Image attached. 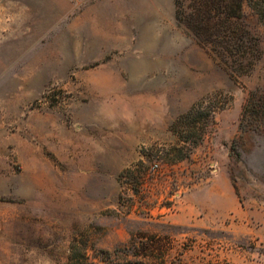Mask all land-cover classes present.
Instances as JSON below:
<instances>
[{
  "label": "rangeland",
  "instance_id": "obj_1",
  "mask_svg": "<svg viewBox=\"0 0 264 264\" xmlns=\"http://www.w3.org/2000/svg\"><path fill=\"white\" fill-rule=\"evenodd\" d=\"M176 10L0 0V264H69L75 242L94 264H140L150 237L151 264H264V121L244 117L264 25L245 8L259 53L233 78ZM217 94L215 125L173 159L172 123Z\"/></svg>",
  "mask_w": 264,
  "mask_h": 264
},
{
  "label": "trees",
  "instance_id": "obj_2",
  "mask_svg": "<svg viewBox=\"0 0 264 264\" xmlns=\"http://www.w3.org/2000/svg\"><path fill=\"white\" fill-rule=\"evenodd\" d=\"M175 5L178 22L191 33L196 42L202 47L211 48L223 58L231 59L236 64L231 73L233 78L235 74H243L245 67L251 63L250 58L259 53L257 38L244 24L245 8L249 7L253 15L264 25V0H175ZM226 105L221 95H211L196 103L190 111L172 123L170 131L181 143L180 146L171 148L173 159L179 161L189 157L192 148L200 144L208 130L215 125L216 114ZM247 113L248 123L251 125L253 123L259 125L264 121V93L250 94L244 108V117ZM142 166V161L132 164L119 178L139 177ZM155 239V237L146 239V246L141 254L145 260L140 264H151L148 260L151 254L146 251L161 247ZM76 247L75 242L71 247L69 264H94L89 261L87 254L77 251ZM127 249L129 251L117 252L128 255L135 249V245L131 243Z\"/></svg>",
  "mask_w": 264,
  "mask_h": 264
},
{
  "label": "built area",
  "instance_id": "obj_3",
  "mask_svg": "<svg viewBox=\"0 0 264 264\" xmlns=\"http://www.w3.org/2000/svg\"><path fill=\"white\" fill-rule=\"evenodd\" d=\"M155 167H157V166H155Z\"/></svg>",
  "mask_w": 264,
  "mask_h": 264
}]
</instances>
